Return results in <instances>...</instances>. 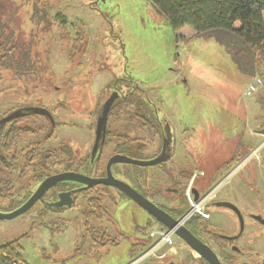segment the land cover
<instances>
[{
	"label": "rangeland",
	"instance_id": "rangeland-1",
	"mask_svg": "<svg viewBox=\"0 0 264 264\" xmlns=\"http://www.w3.org/2000/svg\"><path fill=\"white\" fill-rule=\"evenodd\" d=\"M0 6L4 20L32 57L27 62L31 70L23 75L0 70V116L17 107L39 106L62 123L49 141L41 142L46 120L33 117L25 122L45 130L14 146L11 159L16 165L8 170L11 197L0 204L1 212L18 208L37 186L33 169L25 165L38 141L40 150L68 144L73 154L63 158L71 159L73 168L91 153L101 104L114 81L124 76L148 92L157 113L170 122L178 145L175 156L163 166L146 167L134 177L147 197L165 206L177 205L175 194L166 188L174 185L172 177L180 171L191 170L205 172L196 182L201 192L222 180L215 195L222 191L232 198L235 190L250 192V187L264 192V110L259 102L264 81L248 94L249 84L260 76L245 77L215 38L198 37L190 26L175 30L148 0H0ZM129 117L122 115L117 124L116 118L109 120L108 129L117 134L111 136L101 168L89 172L81 167L82 171L102 175L115 143L125 134L147 139L146 152H136L133 158L147 160L158 154L161 137L147 131L148 125L140 120L129 122ZM250 148L251 158L246 159ZM237 155L244 158L233 166L224 165ZM134 170L126 164L113 167L114 175L129 184L127 171ZM96 194H104L108 207V215L97 226L118 238L117 245L101 246L85 237L81 209ZM251 195L255 199V192ZM239 203L245 210L246 205ZM41 209L38 203L27 213L0 220V245L21 237L29 264H201L200 254L176 235L172 244L133 262L141 249L151 245L150 232L160 223L114 187L100 185L85 191L77 196L75 207L44 218L38 216ZM212 213L213 224L219 222L230 232L238 230L230 210L213 208ZM133 246L139 251L134 255Z\"/></svg>",
	"mask_w": 264,
	"mask_h": 264
},
{
	"label": "trees",
	"instance_id": "trees-1",
	"mask_svg": "<svg viewBox=\"0 0 264 264\" xmlns=\"http://www.w3.org/2000/svg\"><path fill=\"white\" fill-rule=\"evenodd\" d=\"M148 2L158 13L168 20L175 30L190 26L194 29L198 37L215 38L225 46L227 52L245 77L252 79V77L259 75L264 81V70L262 69L264 68V0H148ZM30 52V49L26 45L20 43L19 36L15 30L4 20L2 6H0V70H14L18 75L27 73L31 70L29 69L31 67L27 65V62H31L32 59ZM261 94L262 100L259 102L264 110V89ZM145 103L142 104V101L137 99L136 96L115 102L109 112V120L113 117L119 118L122 115L126 116L130 114L128 118L129 122L140 120L143 124H147L146 122H149L148 117L153 112L148 110L149 103L146 101ZM133 107L134 110L131 111ZM18 108H14L8 113ZM6 114L1 115L0 119ZM33 117H42L45 119L47 124L46 130L44 127H37L38 129H35L29 124H25L28 118ZM61 124L56 122L53 128L50 120L46 116L28 113L15 117L0 125V204L11 197L10 191L12 189V183L11 178L8 177V170L14 168L16 165V162H13L11 159V153L16 143L43 130L45 131L41 142L49 141L53 137L57 125ZM150 131H155L153 133L161 137L162 131L159 126H153ZM115 133L107 128L105 142L100 154L93 160L92 154L90 153L86 158L81 160L80 165L76 169L81 171V167H84L89 172L99 170L102 166L105 151L111 144V136L115 135ZM147 143V139L145 138H132L125 134L118 138V141L114 145L112 155L125 152L128 156L134 157L136 152H146ZM37 144L36 146L34 145L36 150L31 151V156L27 160L28 164L25 165V169H33L32 171L37 178V183L52 173L59 171L55 169L57 166H63V170L73 169L74 164L72 160L69 159L70 161H68L63 158L65 154L69 157L73 154V150L68 144L62 143L54 148L46 147L49 149L48 153L45 152L46 156L43 153L46 151V148L45 150H40L39 141ZM162 145L161 143L158 148V153L161 151ZM250 151L251 148L244 155H248ZM244 155L240 157L237 155L224 165L228 164V166H233L242 160ZM165 163L167 162L157 166H163ZM126 165H130L135 169L132 173L127 171V174L131 178L130 180L134 183L130 184L146 196L140 187V182L137 181L138 178H134L139 177L143 173L142 169L146 167L131 164ZM105 170L102 174L105 173ZM195 171H180L179 176L172 177V179L174 181L182 177L190 180ZM208 180L210 183L212 182L211 179ZM186 183L188 182H185L184 187H186ZM104 199V194L90 196L87 199L85 208L81 209L86 228L85 237L90 238L94 244L114 246L119 243V239L113 236L106 227L102 225L97 226V223L102 222L105 216L108 215V207ZM188 209L189 204L184 197L180 206L174 209L175 212L168 211L172 215H175V217L180 218ZM49 210V207L42 206L38 216L44 218L49 213ZM186 226L197 235L198 232L196 229L201 230L207 225L206 220L200 216H194L186 222ZM20 239L21 237L0 245V264H29L24 259V249L20 243ZM144 251L145 249H141L138 255ZM132 252L134 255L139 251L135 250L133 246ZM206 264L208 263L206 262Z\"/></svg>",
	"mask_w": 264,
	"mask_h": 264
},
{
	"label": "flooded vegetation",
	"instance_id": "flooded-vegetation-1",
	"mask_svg": "<svg viewBox=\"0 0 264 264\" xmlns=\"http://www.w3.org/2000/svg\"><path fill=\"white\" fill-rule=\"evenodd\" d=\"M130 80H131V77H125V76L120 77L119 79H116L112 85V92L110 93L109 96L115 93L116 94L115 102L122 101L123 99L125 100L129 97L136 96L137 99L142 101V104H146L145 101L149 103L148 110H150L153 113L151 114V116L148 117L149 122H146L148 125L147 130L150 131L153 126H159L162 131L161 141L163 144L164 125L160 121L159 113H157V111H159L158 107L153 101H151L148 95V92H145L146 90H144L142 87H139L136 83L134 84V82L129 83ZM144 99L145 101H143ZM98 117H99V113L97 115L96 127L98 123ZM119 119L120 117L116 118V124L119 123ZM153 121L154 123H152ZM108 123H109V119H108ZM107 128H108V124H107ZM138 130H141V128ZM127 136L132 137L131 134H127ZM132 138H139V137L135 136ZM91 154H92V151H91ZM64 171L80 172V173H84L86 175L93 176V177L106 176V170H105V173L102 175H94L86 171H82V170L78 171L76 168L59 170L57 172L52 173L51 175L59 173V172H64ZM198 171H201V170H198ZM253 179L254 181L252 182L253 184H255V181L257 180V178H253ZM184 180H186V178H182V177L178 178V180H176L177 183L175 182L174 185H171V187L166 188L167 192H172L175 194L176 198L174 201L177 203V205L165 206V205L159 204L158 202H155V203L166 211L168 210L171 211L170 208L175 209L179 207L180 204L183 202V198L185 197V190L188 186V183H186V187H184L185 185ZM42 181L37 183V186L31 192L30 196L34 193V191L37 189V187L40 185ZM187 182H189V180ZM62 186L64 188L60 189V187ZM95 187L97 186H94L92 188H87L85 185L80 184V183L60 182L56 184L55 186H53L52 188H50L46 192V194L35 205L40 203L41 206L45 205L46 207H49L50 208L49 213L59 212V211L69 208V207L57 208L53 206V203L58 201L59 199L58 196L61 192L71 191L72 196L75 200L74 205H76L77 196L79 195L83 196L85 191L92 190ZM262 190L256 187H250L251 194L253 192H255L256 194L255 199H253V196L250 194L249 189L247 188L246 189L240 188L238 190H235L233 192L234 194L232 198L223 196L221 193L222 191H220L221 195L219 196L220 193L218 195H215L214 198L210 201L208 205V208L210 211V218L206 220V225H207L206 227H203L201 230L196 229L198 232L197 236L203 241H205L214 250L219 260L221 261V264H264V243L262 242L264 238V208H263L264 192ZM48 193H50V196H47ZM29 197L24 202H26L29 199ZM149 199L152 200L151 198ZM239 201H242L246 205L245 210H243L240 207ZM231 204L237 206L241 211L243 221H244L243 229L241 228V220L238 214L234 211V209L231 208L232 206ZM74 205L72 207H74ZM260 206H262L263 209ZM213 208L218 209V210H221V209L230 210L238 220V224H239L238 230L230 232V230L228 229L223 230L220 227L219 222L218 224L216 223L213 224L211 222V219L213 218V213H212ZM172 216L175 217V215H172ZM151 218L153 217L151 216ZM175 218L179 219L177 217ZM201 258L202 260L200 261V263L206 264L207 261L203 257ZM171 264H175V263H171Z\"/></svg>",
	"mask_w": 264,
	"mask_h": 264
},
{
	"label": "water",
	"instance_id": "water-1",
	"mask_svg": "<svg viewBox=\"0 0 264 264\" xmlns=\"http://www.w3.org/2000/svg\"><path fill=\"white\" fill-rule=\"evenodd\" d=\"M115 100L116 94L114 93L101 104L98 123L96 127V138L92 149L93 160L102 151L106 138L109 112ZM28 113L44 115L50 120L53 128L56 125V120L53 116V113L47 108L39 106L20 107L10 112L8 115L2 117L0 119V125L11 119H14L15 117ZM160 121L164 125V139L162 149L156 156L147 160H139L122 153L113 154L106 163V176L104 177H93L75 171H64L50 175L40 183L34 193L21 206L9 213H3L0 211V220L13 219L24 213H27L46 194V192L50 188L60 182L80 183L85 185L87 188H92L98 185H105L114 187L128 196L142 209L149 213L158 223H160L161 228H168L170 230H173L176 236L185 241L192 250L199 253L200 256L203 257L209 264H221V261L219 260L214 250L205 241L195 235L185 224H181L179 219H176L168 211L164 210L155 202L143 195L128 182L117 178L113 173V167L116 164H131L141 167H149L160 165L161 163L167 162L172 158L176 144L174 132L170 122L165 117V115L163 117L160 116ZM193 193L195 199L197 200L199 198V190L197 188H193ZM58 198V201L53 203V206L57 208H70L75 204V200L72 196L71 191L61 192ZM231 208L234 209V211L238 214L241 220V228L243 229L244 221L240 209L235 205H232Z\"/></svg>",
	"mask_w": 264,
	"mask_h": 264
},
{
	"label": "built area",
	"instance_id": "built-area-1",
	"mask_svg": "<svg viewBox=\"0 0 264 264\" xmlns=\"http://www.w3.org/2000/svg\"><path fill=\"white\" fill-rule=\"evenodd\" d=\"M262 83H263L262 78L256 77L249 84L248 89H247V93L248 94L254 93L255 91L258 90V88L262 85ZM247 158H249L248 155H247L246 159ZM244 161H242V162L244 163ZM204 175H205L204 171H197V172L192 174V176L188 182V186L185 190V198L188 201L189 209L186 211V213L183 216H181L179 218V221L181 224L186 225V222L194 216H200L204 220H208L210 218V211H209L208 205H209L210 201L214 198L215 192L217 191L218 187L221 185V183L224 180L220 181L218 183L219 185L216 184V186L211 188L210 190H208L206 192H201L200 189L196 187V182H197L199 177H202ZM193 188H197L199 190V198L197 200L194 197ZM174 235H176L174 233V231L170 230L168 228H161L160 226L154 228L150 232V237L152 239L151 245L148 247L147 250H145L143 253L138 255L133 260V262H137L139 260L144 259L146 255L153 253L155 250H157L163 244H172Z\"/></svg>",
	"mask_w": 264,
	"mask_h": 264
},
{
	"label": "crops",
	"instance_id": "crops-1",
	"mask_svg": "<svg viewBox=\"0 0 264 264\" xmlns=\"http://www.w3.org/2000/svg\"><path fill=\"white\" fill-rule=\"evenodd\" d=\"M163 86H164V84H163ZM163 86H162V87H163ZM155 87H156V86H155ZM157 87H158V86H157ZM152 88H154V87H151L150 89H152ZM158 88H159V87H158ZM156 89H157V88H156ZM170 116H172V115L170 114ZM170 119H171V118H170ZM171 120H172V119H171ZM177 146H178V145L175 144V147H176V148H177ZM175 154H176V151H175V153L173 154L172 158L175 156ZM259 189L262 190L263 188H260V187H259ZM262 191H263V190H262Z\"/></svg>",
	"mask_w": 264,
	"mask_h": 264
}]
</instances>
